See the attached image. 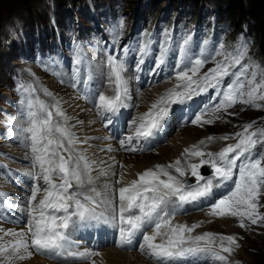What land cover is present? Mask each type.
<instances>
[{
    "label": "snow or ice",
    "instance_id": "obj_1",
    "mask_svg": "<svg viewBox=\"0 0 264 264\" xmlns=\"http://www.w3.org/2000/svg\"><path fill=\"white\" fill-rule=\"evenodd\" d=\"M122 27L121 23L120 28ZM164 35L165 39L156 58V69L166 63L171 43L170 34L165 32ZM190 39L189 36L183 40L179 53L186 52ZM152 43L150 36L139 43L138 64L144 63V57L151 52ZM220 49H223V45H220ZM247 52L246 41H241L232 51L217 50L216 55L223 58L203 74L201 69L207 57L192 59L183 68L178 64L177 68L180 70L176 72V79L180 83L159 96L147 112L131 121L135 126L133 134L122 140L121 146L134 139L148 140L154 137L162 130L173 105H183L209 89L216 90V96L221 97L219 104L212 109L213 113L226 111L237 103L256 108L264 106L257 103L264 102V68L250 59L244 63ZM81 53L82 49L77 45L74 61L76 65L82 63ZM106 66L109 69L108 80L114 84V95L98 96L96 107L101 116L118 114L128 106L126 100L129 98L124 59L109 55ZM79 71L77 68L74 75L78 76ZM225 78L234 79L222 87ZM72 86L76 87V84ZM17 91L23 94L35 89L32 84L19 83ZM46 94L52 95L50 92ZM20 104L28 109L26 114L30 126L22 130L29 134L33 164L39 168L38 172H28L26 175L36 181L42 180L44 187L37 183L32 188L28 207L22 209L28 215L26 230L17 232L0 229L4 236L13 237L12 240L0 243V255H4L0 264H12L13 260L23 261L31 258L34 252L50 258L67 256L87 259L97 256L99 253L74 251L69 230L74 227L102 225L118 229V246L131 244L135 236L141 234L140 249L146 250L156 264H173L174 261L187 258L195 261L202 256L211 257L218 264H230L229 256L240 247L236 236L211 232L192 236L190 234L199 227L198 224L189 226L172 222L176 208L209 197L214 187L227 181H233L234 187L211 204L209 215L238 218L241 228L246 227L245 220L252 225L264 221V214L259 213V196L264 192V129L250 131L254 122L244 125L243 132L236 133L238 139L235 144L227 145L218 153H205L198 145L186 148L182 155L201 158L199 163L189 164L187 169L180 166L179 159L167 166L158 164L139 173L138 179L127 184L121 175L115 182L121 185L117 188L111 182L97 184L101 177L109 176L112 166L109 165L108 169H94L95 162L77 150L76 145L81 141L66 126L69 117L62 110L59 101L54 105L55 112L49 110L43 102L36 101L34 104L31 98L23 95ZM37 105L38 110H33ZM54 114L63 118L64 125L54 121ZM111 122L109 119L107 124ZM191 122L200 124L213 121H202V116L197 115ZM213 139L207 138L208 141ZM221 139L227 140L229 137ZM200 144H205V141H200ZM258 145L260 151L257 152ZM204 165L210 166V176L201 174L200 169ZM169 169H174L178 175L171 174ZM93 171H97V175L94 176ZM186 171H190L191 176L196 178L195 184H188L180 179L186 175ZM111 174L115 175L114 172ZM57 179L59 182H56ZM41 192L43 197L37 200V195ZM0 204L12 207L3 192H0ZM146 229H150V232ZM0 241H3V236H0Z\"/></svg>",
    "mask_w": 264,
    "mask_h": 264
},
{
    "label": "rangeland",
    "instance_id": "obj_2",
    "mask_svg": "<svg viewBox=\"0 0 264 264\" xmlns=\"http://www.w3.org/2000/svg\"><path fill=\"white\" fill-rule=\"evenodd\" d=\"M9 1H11V6L9 8H4V5H6L7 2ZM56 1L58 5L61 6V8L65 9L67 6H69L71 7L72 10H76V4L80 2V0H0V101L3 99V96L5 94L9 92L12 94V91L7 90V88L3 86L4 83L7 81V75L4 69L5 67L4 63L9 58H11V54L9 53L10 44H14L17 47V52H16L17 59L14 60V63L16 64L17 70L19 71L22 77V83L32 84L33 88L35 89V91L31 93H23V94L21 93L20 95H16L13 106L4 105L2 107V111L0 112V119H1L0 139L2 140L0 142V151L1 149L6 148L5 146H3L2 142L4 141L8 131H11L16 136H20L24 133L22 129L30 126L29 119L26 114L28 109L26 107H22L20 104L22 95L24 97L31 98L34 104L36 101H40L43 102L46 106H48L49 110L55 111L52 104L48 103L49 97L46 93L49 92V89L41 88V86L38 83L39 77L44 76L47 78V80L52 85L51 88L53 90V93L52 92L50 93H52L54 97L55 96L56 98L58 97L57 99L60 98L61 100L62 97L71 98V96H73L71 90L55 80L56 78L55 70L58 68L61 69L64 68L66 64L68 65L70 71L73 70L75 72L76 69L79 68L80 71L78 76L82 77L83 79L82 80L83 89L81 92L82 96L79 102L80 104L77 105H79L78 108H80L79 113L90 112L91 105L88 101V95L92 85H97L98 88L100 89V92L96 95L95 104L98 103V96L100 94H104L107 96L114 95V84L110 83L108 80L109 69L106 66L107 57L111 55V53L121 59H124L123 58L124 56L130 57L131 58L130 61L125 59L124 61L126 64V68L130 67L134 72H139L141 67H143V64L147 62L151 57H153L155 63L156 58L159 55L160 48L157 47L158 39H156L154 43L151 45L150 54L144 57V63L138 64V61L140 59L138 55V45L140 42L136 41L135 36L140 35L139 33L142 31L141 26L143 20L140 19L139 17L141 14V9L139 8L136 11H132V8L136 3L138 2L144 3L145 0H128L129 7L118 11L116 13L113 22L106 21L105 18L101 16H97L94 22L84 21L80 17H78L77 21L69 19L68 24L64 28H59L58 26H54L53 30L52 29L47 30V28H44V31L41 34L42 38H40L38 35L32 33V31L25 25L24 21L27 24H30L31 21L30 16L37 15L38 20H40L43 23H47L48 21L45 20L44 14L46 15L47 11L50 14L52 13ZM159 1L160 0H152L151 5L152 6H156V4L164 5V1L161 3H159ZM121 23L123 24L122 29L120 28ZM194 23L195 21L193 22L192 27H194L195 25ZM251 23L252 25H254L253 21H251ZM132 27H133V32L128 35ZM167 33L170 34L171 42L173 45L166 55V63L163 65L164 67L163 70H165V68L172 67L177 71H179L180 69L177 68V65L179 64L180 67L183 68L185 64H181L182 56H180L179 59L175 58V50H178L183 40L186 37L189 36L191 37L192 33L185 31L179 34L177 32H171V30ZM55 34H58L57 38H54ZM143 34H144L143 40L148 39L149 36L151 37V31H145ZM140 37L141 36H139L138 38ZM164 39L165 37L163 38V40ZM241 41H246V39L243 38ZM77 45H79L80 49H82V53H81L82 63L80 65H76L74 63L76 58ZM125 48H127L126 52L124 51ZM188 50H189V44L187 46L186 52H188ZM69 56H70V61L67 59L69 58ZM189 56L192 57L193 55L189 52ZM247 56H248V52H247ZM202 57H207V60L206 63L204 64V67L201 69V74L207 72L210 68L214 67L215 62L223 58L220 55H216V53L210 55V54H206L205 52L203 53ZM251 61L264 68V66L262 65L259 59H252ZM45 66H51L53 68V71L50 74H45L43 72V67ZM147 66L149 68L147 70V73L150 74L151 65L148 64ZM157 70L158 69L155 70L153 77L160 75V72H158ZM175 75L176 72H172L170 74V77H174ZM232 79L234 78H225L224 85H222V87L230 83ZM178 83H180V81L176 79L174 85H177ZM220 99L221 97L216 96V90L212 89L206 93L201 94V97L196 99L195 101L186 103L185 105H181V108L180 105H173L172 111L170 112V115L167 120L168 121L171 119L180 120V125L177 124L172 131L168 132L169 130H171L172 124L165 123L162 130L159 131L154 136L153 138L154 140L150 139L151 142L149 144H147V140H143V139L136 140L135 142L127 143V145L123 146L124 149L123 154L127 155L129 163L132 164L144 159L145 161L149 160V162H147L149 164L150 163L154 164L157 162V164L155 165L158 164L164 165V163L161 162L169 160L170 159L169 157H172V154L162 155L161 148L170 145L171 141H174V139L176 138L178 139L176 143L173 142L172 147L174 145L181 144L182 142L180 139H184L188 135V137H190L189 142L186 144H182L181 151L185 150L186 148H191L193 145H198L201 151L205 153H209L212 149L213 150L219 149L221 145L225 144V141L219 140L223 136V134L230 135V134L243 132L244 130L243 126L253 122H254L253 129H250V131H254L258 129V127L259 129H264V106H262L261 108L253 109L251 108L250 105H243L237 103L232 108H229L226 111L221 110L219 112L213 113L212 109L219 104ZM132 104L130 106H132ZM260 104L264 105V103H260ZM33 110H38V105ZM197 115L202 116V121L212 120L213 122L193 124L191 121L195 119ZM129 118H130L129 116H126V120H129ZM259 119H262L260 123H259ZM16 121L20 123L21 126H19ZM106 121L107 119L104 120V122ZM120 121H122L121 116H120ZM126 127H127V122L123 124V128L126 129ZM185 128L188 129L191 128L190 132H185V131L182 132V130ZM130 129L131 128L129 127L128 131H130ZM71 131L76 132V129L71 128ZM212 132L215 133L216 135L212 134ZM165 134L166 137L163 138ZM208 137H213L214 139L212 141H208L207 140ZM233 138L235 139V137ZM202 140L205 141V144L203 145L200 144V141ZM161 141H168V143L164 144L163 146L157 149ZM226 146L227 145H223V148ZM257 147L260 149L259 145ZM130 148H136L138 150L129 151L128 149ZM119 149L122 154L121 147ZM148 150H154V151H148ZM181 157H182V153L180 155V158L177 157L173 161H168L167 163L173 164L177 159H181ZM130 159L135 162H132ZM159 159L162 160L160 161ZM7 162L8 159L0 153V192L5 193L4 192L5 189L11 188L12 190H15L17 193H20V188L18 186L5 188L6 175H5L4 165ZM197 163H199V161H197ZM181 164L184 165V162H181ZM167 165L169 164H165V166ZM38 171L39 169L37 170V172ZM210 175H205V177ZM24 183L28 188V195H27L28 198L25 197L24 195H23L24 198L22 196H18L17 198L18 203L15 204L12 202L14 198L12 196H8L7 202L8 204H11L12 207L6 206L3 209L4 213L8 215V219H9L8 212L16 213L15 215H19L13 209H16L18 211L20 210L21 207L24 209V202H25V209L28 207V199L30 197L32 188L37 183H34L32 178L29 177L28 175L24 176ZM39 185L41 187H44L43 181L39 182ZM230 185L231 184H229L227 188ZM225 186H226L225 184H222L219 187L213 188L214 191L211 194L213 198L210 202L208 201L209 203L207 202L208 204L198 203L187 206V207L191 206L187 210V214L192 212L189 215L184 214V211L187 208L186 205L182 208H176L177 212L174 213L175 217L173 224H179L176 221V218L179 217L180 215L185 216V218H188L196 214L204 213L205 216L212 217V219L206 221L203 218H199V221L191 222V224H188V221L184 220L180 224H186L189 226L193 224H198L199 227L195 228L194 231L190 234L192 236L202 235L205 232L218 233L219 235H224V236L227 235L236 236L238 238L239 244L240 242H243L245 244L243 250L241 251L243 253L241 252L237 253L238 250L240 249L238 248L234 251L233 253L235 254L234 256H229L233 258L231 259L232 264H264V221H259L256 225H252L249 221L245 220L246 227L241 228L239 227L238 218L212 216L209 215L210 209L201 211V209L203 210L205 208H210L212 203H214L216 200L221 198V195L231 191L232 188L234 187V183H232V185L225 192H220V193L215 192ZM42 197H43V192L38 193L37 200H39ZM17 205L19 206L18 208L15 207ZM194 210H198V211H194ZM259 213L264 214L263 192L261 193V197L259 198ZM226 218L227 219L231 218L234 220V221L230 220V222L228 223V225L230 224L229 227L231 226L230 228H232L231 231L227 230L222 223L217 221ZM0 221H5L2 211H0ZM26 222H23L24 223L23 225L26 226ZM9 224L10 223L6 221V225ZM100 227L102 228L103 225L93 228L100 229ZM23 228L24 226L21 227V229ZM79 228L80 227H74L70 229L69 231L71 235L73 236ZM106 237L107 238L112 237L114 241L112 243H109L107 246H104V248H110L115 242L119 240V237L115 234L114 230L112 231V233L106 234ZM12 239L13 237L6 236L5 238H3L4 241H0V242L4 243ZM141 243L142 240H140V242L138 243L139 247ZM132 245H134V242L131 243V246ZM132 248L130 249L131 251L128 250L129 253L133 252ZM137 249L138 247H136V250ZM86 251L93 252L88 250ZM121 251L122 248L118 252ZM132 254H134L133 255L134 260L138 259L139 261H141L138 258V256H135L136 253H132ZM132 254L130 253V255ZM237 254L239 258L236 257ZM33 256L45 260L47 264L54 262L58 264L59 263L80 264L76 262H71L70 257L67 256L50 258L44 254H37L35 252ZM33 256L31 258H34ZM144 256L148 257L149 259V255H144ZM0 258H1L0 262H2L4 260V255H0ZM210 258L211 257L202 256L195 261L193 260V258H187L181 261L180 260L174 261L173 264L175 263L202 264L203 262L208 261ZM152 259L154 258L153 257L150 258V261H152ZM211 260L212 261L209 260L210 264H218V262L214 261L212 258ZM150 261H145V262H150ZM12 262H13L12 264L17 263V261L14 260ZM88 264H92V263H88ZM152 264H156V263L152 262Z\"/></svg>",
    "mask_w": 264,
    "mask_h": 264
},
{
    "label": "bare ground",
    "instance_id": "obj_3",
    "mask_svg": "<svg viewBox=\"0 0 264 264\" xmlns=\"http://www.w3.org/2000/svg\"><path fill=\"white\" fill-rule=\"evenodd\" d=\"M101 63H103V62H101ZM159 90H161V87L158 88V91ZM136 93H137L136 89L134 87H131L130 88V95H129V99H130L129 100V106L135 100ZM149 94L152 95L153 93L150 92ZM147 96L148 95H146V98H149ZM59 100H60V98H59ZM69 106H71V103H69ZM73 106H74V113H77L82 118H87L90 115H92V113H90V112H82L81 111L82 113H79V111H80V108H78L79 105H73ZM137 116H138V114H135V116H133V119L136 118ZM115 118L118 119V122H121L120 121V116H116ZM90 119L92 120V117ZM90 122H91L90 120H88L86 123L74 120L72 122V127L71 128L76 129V132L75 131H72V132L75 134V136L78 139V141H81L80 143H78L76 145L77 150L83 152L88 157V159L90 161H94L95 162L94 165H93L94 169H99V168L108 169L109 165L112 166L109 176L101 177L100 180H99L100 182L97 181L98 185L102 184L104 182H111V183H113L115 185V187L117 186V188H119L121 185L120 184H116L115 182L118 179H120L121 175H123L124 183L127 184V183L131 182L134 179H138V174L139 173H142L146 169L154 168L155 164H157V162L154 163V164H151V163L149 164V163H147V162H149V160L145 161L144 159H142L141 161H138L136 163H133V164L129 163L127 155L121 154L120 149L118 148L117 145H112L113 147H111V148L110 147L109 148H104V147L99 148V146H102V145L96 144L97 141H95L96 138H95V136H93V130H92L96 125L95 124L92 125V124H90ZM87 123H89V124H87ZM190 129L191 128H189V129L185 128V129L182 130V132L183 131L190 132ZM189 138L190 137H188V135H187L186 138L180 139L182 143L178 144V145H174L176 148L174 146L172 147V145H173V142L176 143L178 138L174 139V141H171L170 145L161 148V154L162 155H164V154H166V155L172 154V157H169L170 158L169 160H166V161L161 162V163H164V165L165 164H170V163H167V162L168 161H173L175 158L179 157V155H181V153L183 154L184 150L181 151L182 144L188 143L189 142ZM1 141L2 140L0 139V142ZM84 141H86V142H84ZM109 149H111V151H109ZM10 150L12 152L16 153V154H20L21 155V153L19 151H15L12 148H10ZM256 151H260V149L257 147ZM175 152H176V154H175ZM187 156L188 155H182V157H187ZM182 157H181V159H179V160H181V162H184V165H182V164L180 165L181 167H184L185 169H187V166L189 164L194 163V162L191 161V160L194 159L193 156H190L191 158L190 159H186V160H182ZM132 162H135V161H132ZM95 172L96 171H93V173H92L94 176L97 175V172L96 173ZM111 172H114L115 175H112ZM169 172L171 174H173V175H178L175 172V170L169 169ZM190 174H191L190 171H186V175L184 177L180 178V179L183 181V179H185L186 176H188ZM161 178L162 179H166L165 177H161ZM234 179H236L235 175L233 177V180ZM232 183H233V181L225 182L224 184L226 186L223 187V188H220L219 190H217L215 192H220V191L226 190L227 186L229 184H232ZM211 198H212V195H210L209 197H206V198H201L200 200H198L196 202H193L191 204H187L186 207L189 206V205H192V204L207 203L208 201L211 200ZM22 209H23L22 207L20 208L19 211L16 210V209H13L19 215H15L16 213H11V212L7 211L9 213V219L8 220H9V222H11L9 225H6L7 228L14 229V230L21 229V227L23 226L22 222H26V220H27V213L25 211H22ZM205 210H207V209H203L201 211H205ZM170 211H171V208H170ZM175 212H177L176 209H175ZM199 218H203L206 221L212 219V217H207L203 213V214H196V215L188 217V218H185V216L180 215L179 217L176 218V221L180 224L182 221L186 220V221H188V224H191V222L199 221ZM230 220L234 221L231 218L220 219V220H217V221L222 223L223 226H225V228L227 230L231 231L232 228H230L231 226L229 227L230 224L228 225ZM113 230L114 229L110 228L109 230H104V231L95 233L89 227H83V230L80 231L76 235V237L74 239H72V241L74 242L73 249H75L77 251H80V252H84V251L88 250V251H93V252L95 251V253H99V255L95 256L97 258V262L99 264H152V261H150L148 259V257H145V256L143 257L142 255L137 254V253L135 254V256H138V258L142 262L139 261L138 259L134 260V258H133L134 254L130 255V253L128 251L134 245L131 246V244H129V245L118 246V241L119 240L117 242H115L110 248H104V249H102L100 251L99 250L100 246H107L109 243H112L114 241V239L112 237H110V238L106 237V234L112 233ZM0 243H2V242H0ZM244 244L245 243L240 242V247H239L240 249L238 250L237 253H240L243 250ZM121 248H122V251L118 252ZM241 253H243V252H241ZM236 257L239 258L238 254H237ZM14 261H17L16 264H47V262L45 260H43L41 258H38V257L25 259L23 261H19V260H14ZM145 261H150V262H145ZM48 264H58V263L54 262V263H48ZM85 264H88V263H85Z\"/></svg>",
    "mask_w": 264,
    "mask_h": 264
},
{
    "label": "trees",
    "instance_id": "obj_4",
    "mask_svg": "<svg viewBox=\"0 0 264 264\" xmlns=\"http://www.w3.org/2000/svg\"><path fill=\"white\" fill-rule=\"evenodd\" d=\"M95 9L99 12H105L112 15L115 9V4L118 1L129 3L128 0H92ZM219 4L223 5L226 10V20L234 27V31L242 29L244 23L248 24L249 32L254 38L258 48V52L264 58V0H216ZM80 2L86 5H80L82 14L87 15L91 13L90 6L87 5L85 0ZM162 2L161 0L159 1ZM11 1L4 5V8H9ZM81 12H79L81 14ZM59 11L56 13L59 15ZM41 14V13H40ZM30 23L37 21V15L30 16ZM45 20L48 16L44 14ZM251 21L254 22L252 25ZM5 69V68H4ZM8 79V77H7Z\"/></svg>",
    "mask_w": 264,
    "mask_h": 264
}]
</instances>
